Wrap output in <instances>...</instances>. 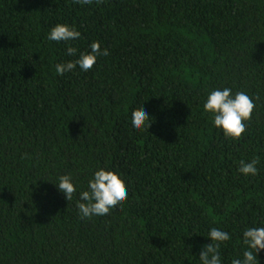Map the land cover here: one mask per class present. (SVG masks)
I'll list each match as a JSON object with an SVG mask.
<instances>
[{
    "label": "trees",
    "instance_id": "16d2710c",
    "mask_svg": "<svg viewBox=\"0 0 264 264\" xmlns=\"http://www.w3.org/2000/svg\"><path fill=\"white\" fill-rule=\"evenodd\" d=\"M58 23L81 37L49 41ZM94 41L109 54L93 68L56 73L77 58L69 44L78 55ZM223 87L255 103L238 140L203 110ZM140 105L151 125L134 132ZM254 157L258 175L237 171ZM99 168L129 196L82 219L79 192ZM64 174L69 201L53 184ZM262 222L264 0H0V264H198L211 227L230 233L231 264Z\"/></svg>",
    "mask_w": 264,
    "mask_h": 264
},
{
    "label": "clouds",
    "instance_id": "9594fccd",
    "mask_svg": "<svg viewBox=\"0 0 264 264\" xmlns=\"http://www.w3.org/2000/svg\"><path fill=\"white\" fill-rule=\"evenodd\" d=\"M92 0H75L80 5L90 4ZM81 37L80 31L75 26L67 23H58L50 29L47 35L49 41L71 42ZM90 51L79 52L71 44L66 49V55L76 56L75 60L57 63L56 73L63 75L77 67L87 72L95 65L99 56H107V48L101 49L99 41L91 43ZM255 103L245 91H236L229 87L211 89L203 103V110L212 117L213 126L221 130L225 137L238 140L246 132L247 121L252 117ZM150 116L145 108L140 105L131 112L130 124L134 132L148 131ZM259 157L251 160L241 159L237 171L244 176H256ZM58 182L53 183L69 201L77 191V185L71 174L60 175ZM129 196L124 181L113 170L99 168L94 171L88 180L87 190L79 192L77 208L82 219L92 217H106L117 207H122ZM207 237L211 243L205 245L200 252L198 264H223L221 245L232 239L228 231L219 227H211ZM244 248L242 255L232 258L231 264H257L258 254L264 250V222L253 224L244 228L242 232ZM260 261V260H259Z\"/></svg>",
    "mask_w": 264,
    "mask_h": 264
}]
</instances>
